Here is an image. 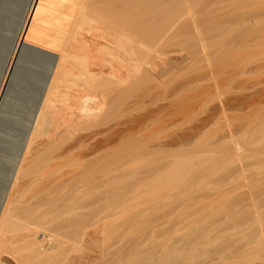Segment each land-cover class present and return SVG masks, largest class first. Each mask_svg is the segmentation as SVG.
I'll use <instances>...</instances> for the list:
<instances>
[{
    "label": "bare ground",
    "instance_id": "obj_1",
    "mask_svg": "<svg viewBox=\"0 0 264 264\" xmlns=\"http://www.w3.org/2000/svg\"><path fill=\"white\" fill-rule=\"evenodd\" d=\"M203 1L204 0H0V264H84L85 261L86 263L89 262V264L90 263L99 264L98 261L99 259H101L99 257H101L100 255H102L103 253L101 254L100 252H95L96 251L95 249H97L96 245L99 242V238H97L96 236L97 231L98 229H100V227L102 228V226H105V223L103 225L102 218L105 219L104 217L106 214H111L113 216L112 213L114 212V214L118 215V212L116 211H118L121 208V204L124 206L126 205V207L124 206L123 207L125 208V210H127V204L130 200L127 194L130 192H129V189L125 192V189L127 188L126 186H128L129 188V183L126 182L128 184L125 186V181L126 180L128 181L129 179L131 180L132 177L135 180L136 179L140 180V178L141 180L142 179L145 180L146 178V180H149V181L151 178L152 180L155 179L153 182L155 181L158 182L159 189H163L164 186L162 187L161 185L164 184L162 181H165L167 179L166 177H168L169 180L171 178L170 181H173L172 178L174 179L177 176V172L175 170H177V168L179 167V164L178 162H176L177 165H175L174 163L173 164L171 163L172 166L170 165V167H167V168L172 173L170 171H167L168 170L167 168L165 171L169 172L170 175L172 174L173 175L170 176L167 173L168 176L165 177L164 175L165 180H163L164 179V177H162L163 175L159 174V172H158L159 175L157 174L158 170L161 171L160 169L161 163H158L161 161L157 159L158 157L156 158L158 162L156 163L155 161L157 165L154 163L153 166L156 165L159 167V169L158 167L156 168L152 166L149 171L150 173H147L148 172L147 170H149L147 169L146 174H143L144 176L147 175V177L145 178L139 177L138 179L137 178L138 176L136 177L137 172L135 168L132 169V171L135 170L134 172L129 173L130 175L128 174L129 172L128 166H130L128 163H131V162H128L130 160V157L128 156H127L128 165L124 161L126 160L125 157L127 155L124 153L125 151L123 152L121 151L122 153L118 152V155L121 154L120 155L121 157L125 156L124 157L125 159L123 160L120 158L121 163H119L120 161L119 158H116V161L114 162L115 164L113 163L112 165H111V162L115 158H112L113 160H111V162L109 163L110 165L108 164L109 161L107 160V158L108 159L110 158L109 156L111 157L113 156V155H109L111 154V152H109V154L108 153L103 154V152L99 155L97 154L98 157L102 156V158H99V160L98 158H96L97 155H95L94 157L95 160L93 158L92 164L90 163L92 159H90L89 163L87 164L84 163V161L86 162V160L85 159L83 160L82 155L85 156V154L81 155L80 153V155L82 156L81 161H83L84 163V166L82 165V167L85 168L86 165L91 164L90 166L88 165L89 170L91 166L92 168L93 167L96 168L95 167L97 166L96 160L100 162L101 161L100 159H103V156L105 154L106 155L108 154L107 155L108 157L105 155V157L107 158H104V159L107 161L105 164L109 165L111 169H109L110 167L108 166L106 168V165H105V173H103L104 171H101L103 169H100L99 172L104 174L108 178L110 176L112 177H110L107 180V178L104 177L103 175L102 176L103 180L100 178L99 180L104 182L106 178L107 182L105 181V185L107 183V187L109 186L108 181L109 182L112 181L110 183V188L109 187L107 188V189H110L111 191L110 194H109V190L107 189L106 190L104 189V192L105 191L106 192L105 193L102 192V193L105 194V195L103 194L104 196H106L107 193L110 195V198L108 199L110 204L111 203L113 204L114 202L115 203L113 204L114 206L112 205L113 208L109 207L112 209V212L106 213V214L104 213L105 215H102L103 213H101L102 218H101V215L99 216L97 215L98 218H95V215L98 213V212L96 213V211H98L96 209L100 206V204L98 206L97 203L99 202L97 201L96 203L95 201L98 199H95L96 197H94L95 199L94 200L92 198L93 197L92 194L94 193V191L97 192L99 190L98 189L99 187L96 185L97 189H94L95 186H92L93 184L91 185V182L89 181L90 182L89 184L93 188L91 189L90 186L88 185L87 186L89 187V190L87 187L85 188L86 190L92 191L93 193L87 192L86 194L85 192L86 190L84 192L82 190L83 192L82 197L84 198V196H88L89 193L90 194L92 193L91 200H94L95 201L94 204L95 205L97 204L98 206L96 208V206L93 205L95 207L94 209L95 215H93V213L92 215L94 216L95 220H93V217L91 218L88 215L89 213L86 212V215L89 216L90 219H92L93 221L89 220L90 222L89 221L86 222L87 224L86 223L81 224L80 228L78 227L79 226L78 225L77 228H79L80 230L76 228L77 231L78 230L79 231L78 233H75V234H73L74 232L72 229L74 228V225L71 224L73 227L72 228L70 227V230L68 231L64 227L66 230L64 231L63 227H61L62 226L61 224H59V226H56L55 225L56 223L54 224L51 221L52 217L49 216L48 211L45 210L47 205H50L49 202L51 203V199L54 198V195L56 196L58 195L57 197H55L56 199L58 198L57 201H59V198L64 200V196L62 193L63 190H61V192H59L60 190L58 192L57 191L55 192L53 189V194L52 193L45 194L44 191L46 190H44L43 191L44 195H41V194L39 195L42 197V199L41 197L39 198L38 204L42 200L46 201L47 197H52L50 199L48 198L49 201L45 202L46 206L42 205V202H41V205L44 208L40 206V204L38 205L36 201L33 202L30 199L33 202L32 204L35 205L34 206L29 201L25 202L22 199V196L24 198V194H25L24 192L26 189L25 188L26 185L30 183L34 172L40 168V165L42 166L45 165V167H50V168L51 166H53L52 168L56 167L55 170L57 172V168L60 167L59 165H61V163L63 162V158L64 160L66 159L68 160L70 159V157H72L73 153L75 154V152L73 153L70 152L72 151L70 149L72 147L77 148L78 145L79 147L80 145L85 146L86 144L85 142L88 141V139L92 140V137L96 135L95 133H97V131L99 133V129H97L99 128V126L107 125L104 129L100 127L101 129H103V130L100 129V133L101 132L104 133L106 140H108V138L110 139L118 138L119 140L120 138V141L125 138L127 139L129 138V141L130 139L133 140L135 137V134L136 136L138 133L140 135L143 134L141 132H145V129H147V127H148L149 133L150 131H152L153 133V132H156V130L159 131L161 129L160 128L161 123H159V125L157 123L154 124L156 130L152 124H151L152 125L151 128H153L154 130H152L151 128L149 129V125H150L149 122L154 123L151 121L154 118H157L158 116H160L161 107L159 108V110L156 108L158 111L154 110L156 112L154 114L151 113L150 112L151 110H150L149 112L151 113V115L149 116L146 114L147 115L146 116L143 110L145 109L146 97L147 95L149 96L148 93L152 94L154 92L156 94L157 91L155 92L153 90H155L157 87L161 86L158 88V90L160 91L162 88L164 89V87L167 86L166 76L169 74L168 72L172 70L174 71V69H179L178 67L180 65L185 66L184 64H182L185 61V58H181L182 55H180V57L178 56L179 58L178 57L173 58L172 56L173 61H171L172 60L171 57H169L171 60H167L166 58H165L166 61L164 60V57H166L167 56L166 54H168L167 52L168 47L166 46L169 45V48H170V46L173 44L177 45L178 43L180 45V43L181 44L182 42L186 43L189 40L188 44L191 43V45H193L194 48L198 46L197 48H199L200 51L197 49L196 50L199 51L200 54L197 52L196 53L197 55L203 54V56H200V57H202L204 61L201 60L199 55L198 57L196 56L195 57L200 59L201 62H204V63L206 62V64L209 63L208 61H205L206 57L208 58L209 56L208 54H206V52H208V46L206 49V47L204 46H206L207 44L203 43L204 46L201 45L202 40L203 39L206 40L205 38L207 37V35H205L204 33H201L199 34L200 36L202 34L205 35L204 38H201L200 36H198V34L197 36L193 34V36L195 35V37L190 36L192 37L190 38L188 36L189 39L186 42H185V38L183 37V35L188 32L186 29L188 28V30H190L189 28L190 26H192V25L189 26L188 23L186 24V22L190 21V20L187 21V19H190V18L189 17L184 18V15H186V13H189V12L193 13V10H196L195 13L197 14L198 13L197 11H199L198 9H200L199 6L201 7V4H204L203 8L205 9V7L207 6H206V3H204L205 1L204 2ZM225 1L227 0H221L217 2H219V4H221V2L223 4L224 2V5H225ZM230 1L231 2L227 1L228 4H226V8L227 6L231 5L230 3H232V0ZM246 1L248 0H245V3ZM250 1L251 0H249L248 3H246V5L247 4L253 5V6L257 5L256 0L251 2L253 4L249 3ZM257 1L258 3L260 1L261 3L262 0H257ZM255 2L256 4L254 5ZM210 3L211 1L209 0L208 4ZM212 4L210 6H213ZM216 4L218 5V3ZM218 7H220V5ZM232 8L233 7L228 8V10ZM234 8L236 9V6ZM248 8H251V7L249 6ZM219 9L220 8H218L217 10ZM200 11H199V14L202 16L203 14L202 8L200 9ZM226 11L224 12L226 13ZM206 13L204 12V14ZM225 13H224V16H225ZM195 15H193L195 18H192L194 20L198 19L196 18L197 15L196 16ZM208 17H209V14H208ZM205 18L207 17L205 16L204 19L202 18L203 22L205 21ZM212 18H214V16ZM225 20H227V18ZM222 21H221V25L224 22ZM195 22L196 21H194L193 24ZM211 22L216 23L217 21L212 20ZM211 22H209L210 25H211ZM225 22H229V20ZM237 22H238V19H237ZM190 23L191 21L189 22V24ZM219 25L217 24L216 26L215 24L214 28L218 29ZM234 25L236 26V24ZM213 26H211V28H213ZM211 28L208 27L209 31L207 30L208 33L206 32L205 33L209 34L208 35L209 37L211 34H212V37H215L213 33L216 31V29H214V32H213L211 31L212 30ZM226 30L227 31L229 30L228 32L231 31L232 33V31L235 29L234 28H232V30L228 28L225 29V26H224L225 36L226 34H229ZM236 31L240 32L239 28L238 30L236 29L234 31V34L232 33L234 37H235V34L236 35L238 34V32ZM222 32L223 31L221 30V33ZM239 35H237V37ZM225 36L223 35V37ZM228 36L230 37L231 35L229 34ZM182 37L184 38V41H180L182 40ZM199 37L201 39H196ZM237 37L233 38V40L237 39ZM177 38H180V40ZM173 40L174 42H172ZM199 40H201L200 42L201 46H199V43H198ZM207 40H210V39H207ZM190 41L192 42L194 41V43L197 41L198 44L195 43L194 45ZM190 47L188 48L192 49V46ZM162 49L163 51H166V52L163 53ZM171 50H173V48ZM171 50H168L170 51L169 53L170 56L172 53H174V50L172 53H171ZM201 51H203V53H201ZM175 52H177V50H175ZM190 52L191 51H189L188 53ZM192 53H194V51ZM159 54L161 55L163 54L161 56V59H163L164 62L168 61L169 63L167 64L163 63V60L159 58L160 57ZM189 57H190V60L189 59L188 60L192 62L191 60L193 58L191 59V56ZM157 59L158 60L160 59L162 62L161 61L157 62ZM195 59L193 60L197 62L198 59L197 60ZM188 60L186 62H189ZM206 60L210 61V59H206ZM187 65L188 64H186L185 69H187V67L188 69L191 68L190 65L192 64L189 63V65L188 66ZM189 76L190 75H188L186 79L190 78ZM164 79L165 81L163 82ZM189 81L190 79L186 81V84ZM165 82L166 84H164ZM192 83L193 82H191V84ZM191 84H189V86ZM162 85H165V86H162ZM148 86L150 87L151 91L148 90L149 89L147 88ZM187 86L186 87L184 86V87L186 89L191 88V86L188 88ZM163 89L161 91H163ZM147 90L150 92H146ZM175 90H178V89H173V91ZM173 91L171 90V93ZM151 94H150V97H151ZM217 94L216 93L214 94V97L217 99V102H218L217 109L220 112L219 114H225V106L222 100L223 98L220 97L221 96L220 94L218 95ZM122 113L124 115L127 114L126 117L128 116L127 121L125 120L124 122V126L120 125L119 127H116L115 125L116 123L111 125L110 124L111 120H114L112 121V123L115 122L116 120L114 118L117 115L118 116L116 117V119H118L119 116L122 117L120 115ZM165 118H166V115H165ZM161 121L162 123H166L164 124L166 126L167 125L173 126V124L175 125V122L173 123V120L166 121V119H163V117L160 118V122ZM147 123H148V126H147ZM171 126L169 128H171ZM229 127H227L228 130H227V135L224 138V142H228L229 145H230V142L232 144L234 143V145L232 144L231 145L235 146V148L231 149L230 147V149L232 150L231 151L232 153L230 152L229 153L230 155L233 154L230 160L233 161L235 164L237 163L239 168L243 170L244 164H243L240 154H238V152L240 151L238 150L239 149L238 145L240 144L237 145V142L235 140L236 139L235 133L232 127L231 128ZM93 130H95L94 135L92 134ZM172 130L173 129H171V132ZM187 131L190 132L191 129L190 131L189 129ZM148 132L146 131V136L148 135L147 134ZM185 133L187 134L186 131ZM185 133L183 136L186 135ZM132 135H134L133 138H132ZM149 135H148L149 137H147V140L150 137L152 138L153 137L152 135L154 134H149ZM173 135H174V132H173ZM190 135L192 134L190 133ZM190 135H186L185 137H183L185 140L182 143L183 145H181L183 146L181 149H183L185 146L188 147L189 145H191L190 140H189L191 139ZM174 136H170L171 140L170 138H167L168 142L166 141L167 139L165 141L164 140L162 141L159 138H156V140H158V141L155 140L156 143L159 141H161L162 143L166 142L165 145L161 144V142L157 144L155 142L154 143L152 142V143H148L149 145L148 144L146 145L147 141L145 142V145L147 147L149 146V149L147 148L148 150H151V149L154 150L153 152L149 151L153 154L155 152V149H156V152L159 149V153L162 150L163 151L167 150V152L168 150L178 151L176 146L179 147V144L177 143L179 140L176 141L175 139H178V138H174ZM138 137L140 138L141 136H138ZM151 138L149 142L152 141ZM127 139L125 141H128ZM125 141L123 140L121 142H123L124 144ZM100 142H102V140ZM161 147H164V148L167 147V148L166 149L162 148V150H160ZM175 147L176 149H174ZM61 148H64V149L62 150ZM67 149H69L70 151ZM56 150L58 151L62 150L60 151L61 153L59 154H57L58 153L57 151L56 154L59 156L55 154ZM64 150H67V151L64 152ZM68 151L71 153V154L69 153L70 156L65 155L67 156L65 157L64 155H62V152H64L65 154L66 153L68 154ZM159 153L157 152L158 156H159ZM175 153L177 154V152H174V155ZM128 154H131L130 151ZM134 154L137 155V153H133V155ZM167 154L166 156L169 155V158H170V154L168 155ZM60 155L63 157H61ZM155 156L157 155H154V160H155ZM73 157L74 159L76 158L75 159L76 162H78L81 159V158L80 159L77 158L75 155ZM114 157H117V155H114ZM142 157L143 155H140V158ZM173 157L174 158H172V153H171L172 159L170 158L169 160V158L167 157V159L169 160V162H167V165L172 161L174 162L176 155ZM53 159L54 161L52 162ZM72 159L73 158H71L68 161H74ZM59 160H61V162H59ZM49 162H52L53 164L49 166L50 164ZM120 164L123 167L122 166L118 167V165L120 166ZM125 164L127 168L125 167ZM186 164L187 163H184L185 165V166L183 165L184 168L186 169L190 168V165L187 164L188 165L187 166ZM75 165H77V168ZM73 166H75L74 169H78V170H72V171H74L75 173L77 172L78 174L81 173L80 172L81 165L79 166V162L74 163ZM103 166L104 165H102V167ZM115 166L117 168L114 169L113 167ZM174 166H176V168H174ZM84 168H83V171L85 170ZM92 168L91 170H93ZM98 168H100L99 165H98ZM72 171L71 173L73 174V176H70L71 174L69 173L70 175H68L67 173V175L69 176L67 177L64 173L60 172L61 174L59 175L57 174L58 177H56L53 175L55 171L53 172L51 170L52 175L54 177L52 175H48V177L51 176L50 179H48V183L51 185H57L59 189V185H62V186L68 185L70 182H72L76 178H77V181H79L81 178L80 174L78 176V174H75ZM106 171L108 172L109 176L106 175L107 173ZM114 171L117 172L118 174L115 173ZM49 172H50V169H49ZM86 172H88V170ZM86 172L81 173L82 175L81 179H84L85 178L84 175L88 174ZM113 172L115 175L113 174ZM89 174H90V171H89ZM93 174L94 172L92 173V176ZM132 174L135 176H132ZM156 174L158 176H156ZM163 174H165V172H163ZM100 175H97V177H99ZM64 176L67 177V179H65ZM74 176L75 177L78 176V177L74 178ZM86 176L88 177V175ZM68 178H70L71 180ZM88 178H90V176ZM159 178L162 180V181L160 180V183H159ZM77 181H75L76 184L78 183ZM83 181L85 180H81L80 181L81 184L78 183L79 186L83 184L82 183ZM114 181H116L117 183L116 182L113 183ZM122 182H123V187L124 188L126 187L125 189L123 188L124 190H121ZM157 182H155V184ZM96 183H94V185ZM72 184L75 185L74 181ZM117 184H119V188L114 186L115 190L116 191L118 190L117 193L115 192L117 195L116 194L114 195L118 197L119 199H117L112 193L114 192V188H113V191L111 189L112 188L111 185H117ZM84 185L86 184H83L82 186ZM62 186H61V189L63 188ZM245 186H248V185L245 184ZM54 187L56 189V186ZM103 187L106 188L104 186V183H103ZM27 188H28V185H27ZM46 188L48 187L46 186ZM64 188L66 189L65 186ZM78 188H76V190H79ZM65 189L63 192L66 191ZM48 190L51 191V189H48ZM74 191H75V187H74ZM120 191L122 192V194ZM69 192H72V191H69ZM76 192L77 191H75V193ZM118 193L121 194V196H119ZM262 193L263 194H261L255 200L253 199L254 197L252 196V194L249 192V194L251 195L250 198L253 200V202L251 200L252 203L250 204L255 213V227H256V234H257L258 249L256 250V253L254 254V256H252V258H249L246 261V264H264V192ZM45 195L47 196L45 197L46 200L43 197ZM112 195L116 198L117 201L114 200L115 198L112 197ZM96 196H99V195L96 194ZM104 196L102 197L99 196L98 198L99 199L104 198V202L106 203L105 198H108V197H104ZM82 197L81 195L78 197L79 198L78 201H80V203H82L81 201ZM88 197H90V195ZM111 198L114 200V202L113 200L110 202ZM89 199H88L89 202L87 203H90ZM100 200L103 201V199H100ZM22 201H24L25 204ZM104 202H101V204ZM54 203L58 204L57 202H52V204ZM56 204L52 206H55ZM84 204L82 205L84 206ZM90 204H93V203H90ZM27 205L28 207L24 209V207H26ZM37 205L39 206V209L42 208V210L39 211L38 207H36ZM50 206H48L47 208L51 210ZM61 206L62 205L58 207H61ZM108 206L109 205H107V207ZM94 207H92L91 210H93ZM103 207H106V204L102 206V209L100 208L101 211L105 210ZM21 208L24 209L26 213L24 211H23L24 213L19 212V211H22ZM128 208H129V205H128ZM27 209H29L31 212L28 213L29 210ZM123 209L121 208L120 210H123ZM120 210H119V213L121 212ZM41 211L43 212L41 213ZM32 212H33V216L31 217ZM124 213H125L124 217H126L127 212L124 211ZM124 213L121 212L120 215L122 216V214ZM20 214L22 215V218H19L21 217ZM23 214L24 216L25 214L26 215L28 214L27 216H29V219H24ZM79 214L80 213H78V215ZM83 215H85V212ZM111 215H107V217L108 216L112 217ZM121 216H118L119 221L121 219L120 218ZM77 217L81 218L80 215ZM18 218H19V222H18ZM79 218H77V221L75 222H78V220H80ZM114 219H117V218H113V220ZM52 220L54 221V219ZM106 220H104V222ZM110 222H112V219L110 220ZM66 225H69V223H67ZM106 226H109V224H107ZM116 229H118L119 232H122L119 234L120 236L116 235V236H119V238L121 237L120 239H123V236L128 234L126 229L125 231H122L124 229H121V231L119 228H116ZM106 230H103V231L105 232ZM124 232H126L127 234L126 233L124 234ZM93 233L94 234L96 233L95 234L96 237L94 236L95 238L91 236ZM121 234H124V235L121 236ZM101 235L102 237L106 236L103 234ZM110 237H112V235ZM106 239L107 241H109L107 236H106ZM126 241H127V238H126ZM111 242H113V240ZM111 242L110 244H112ZM125 244L127 243L125 242ZM125 244L123 245L120 244V245L124 246ZM103 245H104L102 246L103 248L105 249L108 248V247H105L106 244H103ZM109 247L113 248L112 245H109ZM118 248H116V251L119 252V250H117ZM109 249L108 250L106 249V251L108 252L111 250ZM113 251L115 250H112L111 252L112 254L115 253ZM122 252L125 253L124 250ZM122 252H119V253H122ZM96 253L99 256H97ZM118 254L116 257H118ZM103 256L106 258V256H109V255L106 254ZM116 257L111 258V259L116 260L115 259ZM121 257H122V254H121ZM105 258H104V261L106 260ZM122 260L123 258H121V263H122ZM108 261L112 262L110 259ZM106 262H104L103 264H105ZM100 263L102 264V262ZM121 263L118 262V264H121ZM107 264H110V263L107 262ZM123 264H124V260H123Z\"/></svg>",
    "mask_w": 264,
    "mask_h": 264
},
{
    "label": "rangeland",
    "instance_id": "obj_2",
    "mask_svg": "<svg viewBox=\"0 0 264 264\" xmlns=\"http://www.w3.org/2000/svg\"><path fill=\"white\" fill-rule=\"evenodd\" d=\"M204 1L203 2L206 3V6L209 8L205 7V9H204L203 8L204 4H201V7L199 6V8L200 9L202 8L203 14H204V12L205 13L207 12L206 14H204L207 17V18H205V21H204L206 24L202 20V18L204 19L205 16L203 14H202V16L199 14L200 9L196 8L199 10V11H197L198 12L197 14L195 13L196 10H193V13H191V12L186 13V15H184V18L189 17L190 19H187V21H189V20L191 21L190 24H189L190 21L186 22V24L188 23L189 26L190 25H192V26H190V28H189L190 30H188V28L186 29L188 32L185 33L183 35V37L185 38V42H186L190 36L195 37V35L197 36V34H198V36H200L199 34H201V33H204L205 35H207V37L205 38L206 40L203 39L204 41L202 40L201 45L204 46V44H207L206 46H204V47H206V49L208 46V52H206L207 51L206 49H205L206 50L205 52H206V54L209 55L208 58L206 57V59H210V61L206 60V59H205V61H208L210 64L209 63L206 64V62L205 63L201 62L200 59L196 58L200 54V52H199L200 49L197 48L198 46H196V48H194V46L191 45V43L188 44L189 40H188V42H186L188 45L184 42H182V44L180 43V45L177 42H176L177 45H174V44H173L174 46L171 45L170 48L171 47L173 48L174 53H172L173 52V50H171L172 48L170 49L169 45H167L166 47H168V49H167L168 54L170 53V51H168V50H171L172 54H171V56H170V54L168 56V54L165 53L167 56L164 57V60L166 58L167 60L172 59L171 61H173V58H177L178 56L180 57V55H182L181 58H185V61L182 64H184L185 66L180 65L178 67L179 69H174V71L172 70V71L168 72L169 74L167 73L168 74L167 76L165 75L167 78V80H166L167 86L162 85L165 87H164V89L162 88L163 91H161L162 89L160 90L161 93L158 90V88L161 86H159L155 90H153L155 92L157 91L156 94L153 91H152L153 92L152 94L148 93L149 96L147 95V97H146L145 109H143L144 114L145 115L147 114L150 116L151 113H153V114L156 113L155 111L157 109L159 110V108L161 107L160 108V111H161L160 116H162L163 119H166V121L167 120H173V123L175 122V125L174 124H173V126L170 125L171 128H169L170 126L164 125L166 123H162V121L160 122V118H162V117L158 116L159 118L157 117V118L153 119V120L156 119L155 121H157V122H155L153 120L151 122H154V123H150L149 121L148 122L150 124L149 129L151 128L152 125L155 128L154 124L157 123L159 125V123H161V125H160L161 129L160 130L158 129L159 131H157L155 128L156 132L152 133V131H150V133H149L148 127H147V129H145V132H141L143 134L140 135L138 133L137 136L135 134V137H134V135H132V138L134 137L133 140L130 139V141H129V138L128 139L125 138V139L121 140V141H123V140L125 141L127 139L129 141V142L125 141L127 144L125 142L123 144V142L120 141V138L118 140V138H111L110 139L107 137L108 140H106L104 133H102V132L100 133V129L101 128L104 129L107 126V125L106 126L103 125L104 127L99 126V128H97V129H99V133H98V131H97V133H95V130H93L92 134L94 135V133H95L96 135L93 136L91 134L93 136L92 140L88 139V141L85 142L87 145L84 143L85 146L80 145V147H79V145H78L77 148L72 147L70 149L72 151L67 149L72 153L75 152V154L74 153L73 154L76 157L79 155L80 157L79 156L77 157L79 159L83 156V160L84 159L86 160V162L84 161V163H86V164L90 162V159H92L90 162L92 164V161H93V158L95 157V155H97V154L99 155L102 152H103V154L104 153L109 154V152H111V154H109V155H113V156L112 157L109 156L110 157L109 159L107 158L108 154L107 155L105 154L107 157H105V155L103 156V159L107 158V160L109 161L108 164L111 162V160H113L112 158H115L111 162V165L116 161V158H119V160H120V158L123 160L126 158V160H124V161L127 164V161H128L127 156H128V157H130V160L128 162H131L128 164L130 166L132 165L131 167L128 166V168H129L128 174L134 172L135 170L132 171V169L135 168L136 172H137V174L136 173L135 174H136V177L138 176L137 177L138 179H139V177H144V178L147 177V175L144 176L143 174H146L147 171H148L147 173H150L149 172L150 168L154 165L155 161H156V163L158 162L157 159H159V161H161V162H158V163H161L160 164L161 166L159 165L161 167L160 168L161 171L158 170L157 174L159 172V174L163 175V176L161 175L162 177H164V175H165V177L168 176L169 172L165 171L167 167H170V165L172 166L173 163L175 165H177L176 162H178L179 167L177 168V170L174 169L177 172V176L174 179L172 178L173 181H170L171 180L170 176H172L173 174L172 175L169 174L170 180L168 179V177H166L169 181L167 179H166L167 180L166 181L165 177H164V179L162 178L166 182L162 181L159 178V183H160V180L164 183V184H162V182H161V184H162L161 186L162 187L164 186L163 189H159L158 182L155 181V182H157L156 184H155V182H153L155 179L152 180L150 178V181L146 180V178H145V180L142 179L143 181L141 180V178H140V180H137V179L135 180L132 177V176H135V175H133L134 174L133 173L131 176L132 178L130 177L131 180L129 179L130 182H129V180L125 181V186L129 183V188H128V186H126L127 188L125 187L126 188L125 189L123 187V182L121 183L122 184L121 190L125 189V192H126L129 189V192H130L127 194L128 197L130 198V200L127 204V210H125V208H124V207H126V205L124 206L122 204H121V208L122 209L124 208V209L120 210L121 208L120 209L118 208L123 213H124V211L127 212L126 217H124L125 213L122 214V216H121L120 215L121 212L119 213V210L116 211V212H118V215L114 214V212L112 213L113 216L111 214H106V213L112 212V209L109 207H112V205L115 203L114 200H116V198L119 199L118 197H116L114 195L118 191V190L117 191L115 190L114 186L119 188V184L111 185L112 191L114 188V192H112V193L116 198L112 195V197H114L115 199L113 200L111 198L110 202L113 200L114 203L110 204L108 199L110 198L109 194L111 191H110V189H107V188L108 187L110 188V183L112 181L111 182L108 181V183H109L108 187H107V183L105 185V181H106V178L108 180L112 176H110L108 178L107 176H105L104 174L99 172L100 169H103L101 171H104L103 173H105V165H106L105 163L107 162L105 159L104 160L100 159L101 160L100 162H98L96 160V162H97V164L95 163L97 165V166H95L96 168H94V167L92 168V166H91V168L93 170H91V168L89 170L88 165L90 166L91 164H88V165L85 164L87 167L86 166H85V168L82 167V165L84 166L83 161H81L82 158L80 160L78 159L79 161L78 160L77 161L79 162V166L81 165L80 168L82 169V170L80 169V172L85 173L88 170V172H86L88 174L84 175L86 179L85 178L81 179L82 175H81V173H79L81 176V178L79 177L80 178L79 181H77V178H76L79 176V174L77 172L75 173L74 171H72V170H78V169H74L75 166L77 168V165L73 166L74 163H78L75 161L76 158L74 159L73 154H72V157H70V159L73 158L72 160H74V161H68L70 159L64 160V158H63V162L61 163L62 166L57 163L60 166V167H58L59 169L57 168V172L55 170L56 167L52 168L53 166H51V168H50V167H45V165L44 166L40 165V168L39 169L37 168L38 170L34 172L30 183L27 184L28 188H27V185L25 187L27 190L25 189L24 198L22 196V199L25 202L29 201L31 204L34 201H36V203L38 204L39 198L41 197V196H39L40 194L41 195H44V193L45 194L46 193H48V194L52 193L53 194V189L55 192L56 191L58 192L59 190H60L59 192H61V190L64 191V189H65L64 186L66 187V189H65L66 191L65 192L62 191L63 196H64V200L59 198V201H57L58 198L56 199L55 197H57L58 195L57 196L54 195L55 199L52 197H47L46 195L43 196L45 200H46L45 197H47L46 201H44V200L41 201L42 197L40 199V201L42 202V205H45V202L49 201L50 198H52L51 203L49 202L50 205L52 204V202H57L58 204L60 203L59 205L54 203V204H56L55 206H52L54 204H52L51 206L47 205V207L48 206L51 207V210L47 207H46L47 209L45 208V210H47L48 215L51 216L52 219H54V221H53L50 217L51 221L54 224L56 223L55 224L56 226H59V224H61L62 225L61 227H63L64 231L70 230V227L72 228L73 227L72 225H74V228H72L73 232H74L73 234L78 233V231L80 230L79 228L81 227V224H84V223L88 222L89 220H91V221L95 220V218H98V216L101 215V213H103L102 215L106 214L105 217L103 216L105 219L102 218V215H101V218L103 220V225L105 223V226L107 224H109V226H106L107 228L105 226H102V228L100 227V229H98L97 235H96L97 238H99L97 248L100 247L102 250H105V251H106V249L108 250L111 247V246L109 247V245H112V247L114 248V249L110 248L111 250L109 249L110 251H108V252L106 251L107 252L106 254H109V252H112V250L116 251V248H118V247L120 248V249L119 248L117 249L119 251L125 249V248H123L122 245L125 244V242L127 244H131V239H133V238L141 239L142 240L141 242L143 244H150V243L158 244L162 250L164 249L163 250L164 251L163 252L164 264H246V261L249 258H252V256H254V254L256 253V250L258 249L257 234H256V227H255V213H254L253 208L251 207V204H250L253 202V200L250 198L251 195L249 194V192L252 194V196L254 197V198L253 197L252 198L255 200L261 194H263L262 192H264V0H262L263 2L261 1V3H260V1L258 3V1L256 0L257 5H255L256 4V2H255L254 3L255 6L247 4L251 8H248L249 6L246 5V3H248L249 0L246 1V3H245V0H238V1L232 0V3H230L232 6L229 5L230 7L227 6V8H226V4H228V2H231L230 0H227L228 2L225 1V5H224V2H223V4L221 2L222 5L219 4V2H217V1H221V0H217V1L210 0L211 1L210 4H208L209 0H204ZM252 1H255V0H251L249 3H251ZM213 2H215V3H213ZM216 3H218V5ZM233 3L234 4L236 3V4L234 5ZM211 4L213 6H210ZM251 4H253V3H251ZM219 5H220V7H218ZM235 6H236V9L234 8ZM239 6H240V8H239ZM215 7H216V9H215ZM231 7L234 8V9L233 8L230 9L234 13H232L230 10H228V8H231ZM210 8L211 9L214 8V9L211 10ZM218 8H220V9L217 10ZM204 10H206V11H204ZM224 11H226V13ZM200 13H201V11H200ZM224 13H225V16H224ZM208 14H209V17H208ZM193 15H195L196 18H198L199 20L198 19H195V20L192 19V18H195ZM220 15L221 16L223 15V16L221 17ZM228 15H229V17H228ZM213 16H214V18H212ZM226 18H227V20H225ZM191 19L196 21V22L193 24L194 21H192ZM237 19H238V22H237ZM210 20L211 21L216 20L217 22L214 23V22H211ZM222 20L224 22L229 20V22L224 23ZM235 20H236V22H235ZM207 21L211 22V25ZM221 21L223 22L222 25L225 24L224 25L225 29L228 28V29L232 30V28H234L235 30L236 29L238 30V28H239L241 33L238 31H236V32H238L237 35H239V33H240V35L237 37V35L235 34V37H234V35H232V33L234 34L235 30H233L232 33H231V31L228 32L229 30L228 31L226 30L231 36L229 37L228 36L229 34H226V36H225L224 26L221 25ZM233 22H235V23H233ZM208 24H209V26H208ZM213 24H214V26H213ZM215 24H216V26H217V24L218 25L220 24L221 27L219 25L218 29L220 28L224 33L223 32L221 33L220 29L218 30L217 28H214ZM234 24H236V26ZM196 26L198 27V29ZM207 26L209 28H211V26H213V28H211L212 30L210 29L213 32H214V29H216V31L213 33L215 35V37H212V34H211L212 32L210 33L211 38L208 36L209 34H206V33H208L207 30L209 31ZM192 28H193V30H192ZM215 33H217V34H215ZM193 34H195V35L193 36ZM204 34H202L203 36L201 35L200 37L204 38L205 37ZM223 35L225 37H223ZM216 36H217V38H216ZM183 37H182V40H180V38H177V39H179L180 41H184ZM192 37H190V38H192ZM200 37L196 38V39H201ZM236 37H237V39L233 40V38H236ZM194 39H192V40H194ZM207 39H210V40H207ZM205 41L206 42L208 41V42L206 43ZM172 42H174V40ZM190 42H192V41H190ZM200 42H201V40H199V42H198L199 46H201ZM192 43L195 45V43H197V41L195 43L193 41ZM189 45L192 46V49L193 48L195 49V50L193 49L194 53H192L193 51H192V49H190L191 47ZM188 47H190V48H188ZM200 48H202V47H200ZM196 49L199 51H197ZM175 50H177V52H175ZM162 51H163V49H162ZM189 51H191V52L188 53ZM164 52H166V51H163V53ZM196 52L199 54L197 55ZM201 53H203V51H201ZM165 54H164V56H165ZM159 55H160V57L159 56L158 57L161 59V56L163 54L162 55L159 54ZM172 56H173V58H172ZM189 56H191V59L196 58L195 60L198 59L199 61L197 60V62H196L192 59L191 61L192 62L194 61L192 63L189 61L190 60ZM200 56H203V54L199 55V57ZM169 57H171V59ZM200 58H201V60H203L202 57H200ZM160 59L159 60L157 59V62L163 60V59H161V60ZM164 60H163V63H165V64L169 63L168 61L164 62ZM187 60L189 62H186ZM198 62H200V63H198ZM189 63L192 64V65H190L191 68L188 69V67H187V69H185L186 64L189 65ZM182 67H184V68H182ZM188 75H190L189 76L190 78L186 79V77H188ZM189 79L191 82H193L192 84L190 81H189L190 83L187 82V84L188 83L191 84L190 85L191 88H188L190 86H189V84H188V86L186 84V81ZM164 81H165V79L163 80V82ZM166 82L164 84H166ZM183 85L185 87L187 86L188 89H186ZM166 87H168V88H166ZM147 88H149L148 90L151 91L149 86ZM172 88L178 89V90L173 91ZM165 89H166V91H165ZM148 90L146 92H150ZM171 90L173 91L172 93H171ZM158 92L160 95L158 94ZM168 93H169V95H168ZM215 93L220 94L221 95L220 97L223 98L222 100H223V103L225 106V114H219L220 112L217 109L218 102H217V99L214 97ZM150 94H151V97H150ZM152 110H153V112H152ZM217 110H218V112H217ZM164 111L166 112V114ZM169 114H171V115H169ZM120 115L122 117L119 116V118L116 119V117L118 116L117 115L114 118L116 121L112 123V121H114V120H111L110 124L112 125V124L116 123L115 124L116 127H119L120 125L124 126V122H125V120L127 121L128 116L126 117L127 114L124 115L123 113ZM123 115H124V117H123ZM165 115H166V118H165ZM147 126H148V123H147ZM188 126L189 127L191 126V127L189 128ZM227 127H229V128L232 127V129L235 133V136H236L235 140L237 142V145L240 144V145H238L239 146L238 150H240L238 152V154H240L241 159H242L243 164H244L243 170H241L239 168L237 163L235 164L233 161L230 160L232 158V155H233V154L230 155V153H232L231 149H234L235 146H232V145H234V143L232 144L230 142V145H229L228 142H224V138L227 135V130H228ZM103 129H101V130H103ZM151 129L154 130L153 128H151ZM171 129H173L172 132H171ZM188 129H189V131L191 129V131H193V132H191V131L188 132L187 131ZM146 131L148 132L147 133L148 135L154 134V135H152L153 136L152 138L150 137L152 140L150 142H149L150 138H148V140H147V137H149L150 135L146 136ZM185 131L187 132V134L185 133ZM173 132H174V135H176L177 137L173 135ZM144 133H145V135H144ZM170 133H172V134H170ZM184 133L186 135H190V133L192 134V135H190L191 139H189L191 145L187 144V145H189L188 147L184 145L187 148L184 147L183 149H181L183 147L181 145H183L182 143L185 140L183 137L186 136V135L183 136ZM138 136H141V137L139 138ZM170 136H174V138H178L175 140L176 141L179 140L177 142L179 144V147L176 146L178 151L168 150V152H167V150L166 151L162 150V148H164V147L160 148V150H162L164 154L165 153L170 154V158H171V153H172V158H174L173 156L176 155V157H175L176 160L174 159V162L172 161L167 165V162H169V160H170L168 154H167L168 156H166V154L164 155L162 153V151H160V153H161L160 154L159 149H158L157 152L159 153V156H160L159 157L157 152H156V149H155V152L153 154L149 151L153 152L154 150L153 149L148 150L149 146L147 147L146 145L148 143H152V142L154 143L156 138H159L160 140L165 141L167 138H170ZM103 138H104V140H103ZM101 140H102V142H100ZM170 140H171V138H170ZM191 140H192V142H191ZM95 141L97 144L95 143ZM146 141H147V143L145 145ZM156 141H158V140H156ZM166 141L168 142V139ZM119 142H121V143H119ZM160 142L161 141H159L157 143H160ZM161 144L165 145L166 142L165 143L161 142ZM99 146H101V147H99ZM176 147L174 149H176ZM230 147H231V149H230ZM166 148H164V149H166ZM61 149L63 150L64 148H61ZM93 149H95L96 151ZM125 149H127V150H125ZM62 150H59V151L56 150L55 154L57 153V151H58L57 154L61 153L60 151H62ZM67 150H64V152H66ZM69 151H68V154L67 153L65 154L64 152H62V155H64V156L69 155L70 156L71 153ZM121 151L122 152L125 151L124 153L127 154L126 157L124 156L125 158L121 157L120 156L121 154L118 155V152L120 153ZM126 151H128V152H126ZM129 151L132 155L128 154ZM170 151H172V152H170ZM113 152H115V153H113ZM174 152H177V154L175 153V155H174ZM76 153H77V155H76ZM80 153H81V155L85 154V156L84 155L81 156ZM133 153H137V155L134 154V155H136V156H134ZM98 155L96 156V158H98V160H99V158H102V156L98 157ZM114 155H117V157H114ZM140 155H143L144 158L143 157L140 158ZM154 155H157V156H155V160H154ZM57 156H59V155H57ZM61 157H63V156H61ZM65 157H67V156H65ZM167 157L169 158V160L167 159ZM58 159H60V158H58ZM94 160H95V158H94ZM119 160H117V161H119ZM53 161H54V159L52 160V162ZM230 161L233 163H231ZM52 162H49L50 163L49 166L51 164H53ZM57 162H58V160H57ZM59 162H61V160H59ZM81 162H82V164H81ZM101 163H103V164H101ZM119 163H121V160L119 161ZM124 163H122V164H124ZM184 163H187L188 165H190V168L187 167L188 166L187 164H186L187 165L186 167L188 169L184 168V166H185ZM117 164H118V162H117ZM126 164H125V167H126ZM98 165L100 166V168H98ZM102 165H104V166L102 167ZM109 165H106V168H107V166L110 167ZM156 165L153 167L157 168L158 166H156ZM116 166L113 168L114 169L117 168ZM121 166H122L121 164H120V166L118 165V167H121ZM83 168L85 169L84 171H83ZM174 168H176V166H174ZM49 169H50V172H51V170L53 172L54 171L56 172V173L54 172V174H53L56 177H58L57 174L59 175L61 173H64L67 177H69L68 175H70V174H71L70 176H73L71 171L75 174H78V176H76V177L74 176V178H76L75 180H73L75 185L72 184L73 181L70 183L67 182V183H69L68 185H63V186L59 185V189H58L57 185L49 184L48 179H50L51 176L48 177V175H52V172L50 173ZM109 169H111V167ZM109 169H108V171H109ZM147 169H149V170H147ZM158 169H159V167H158ZM96 170H98V171H96ZM89 171H90V174H89ZM167 171H170V170L168 169ZM91 172L92 173L94 172L93 176H92ZM114 172H113V174H114ZM163 172H165V174H163ZM67 173H68V175H67ZM115 173H117V172H115ZM96 174L100 175L101 177L100 176L97 177ZM157 174H156V176L159 175V174L158 175ZM86 175H88V177L90 176V178H88ZM103 175H104V177H106L104 182L99 180V178L102 179ZM106 175H108V172L106 173ZM161 176H159V177H161ZM64 177H62V178H64ZM67 177H65V179H67ZM68 179H70V178H68ZM81 180H85L82 183L86 184V185L82 186L83 185L82 184L79 186V184H81L80 183ZM97 180H98V182H97ZM75 181H77L79 184L78 183L76 184ZM89 181L91 182V185L93 184L92 186H95L94 189H97L96 188L97 186L99 187L98 188L99 192L97 191L98 193L95 192L94 190H93L94 193L92 191H88L89 190L88 186H90L91 189L93 188L89 184L90 183ZM119 181H118V183H119ZM115 182L116 181H114L113 183H115ZM126 182H128V183H126ZM46 183H48V184H46ZM94 183H96V184L94 185ZM103 183H104V186L106 188L103 187ZM52 184H54V183H52ZM245 184H247L248 186H245ZM46 186L48 188H46ZM54 186H56V189ZM61 186L64 189L63 188L61 189ZM73 186L75 187V191H77V192L79 190L81 191V192L80 191L78 192L81 195V197H82L83 192L86 190L85 187H87L88 190L85 191L86 194H87V192H92L93 194L92 193L91 194L93 195V197L89 193L90 197H88L89 195L84 196V198L82 197L83 198V199L81 198L82 203H80V201H78L79 200L78 197L80 195L77 192L75 193ZM80 187H81V189H80ZM76 188H78L79 190H76ZM100 188L103 190H101ZM120 188H121V186H120ZM48 189H51L52 192ZM104 189L109 190V194L107 193L106 196H104L105 195L104 193L106 192V191L104 192ZM44 190H46V191L48 190V191L46 192ZM82 190H83V192H82ZM43 191H44V193H43ZM69 191H72V192H69ZM100 191H101V193H100ZM102 192H104V193H102ZM123 193H124V191H123ZM56 194H58V193H56ZM96 194L99 195L100 197H102V196L108 197V195H109L108 198H105L106 203L104 202V198H100V199H103V201H101L98 198L99 196H96ZM121 194H122V192H121ZM121 194H119V196H121ZM76 195H78V196H76ZM85 197H87V198H85ZM91 197L93 199H94V197H96L95 199H98V200H95V199L94 200L96 201V203H97V201L99 202V203H97L98 206L100 204L99 207L97 206V204L96 205L94 204L95 201L91 200ZM88 199L90 200V203H93V204L87 203V202H89ZM107 200H108V202H107ZM251 200H252V202H251ZM24 201H22V202L24 203ZM62 201H64V202H62ZM85 201L87 204L85 203ZM92 201H94V202H92ZM41 202H39L40 206H42ZM61 202H62V204H61ZM101 202H104V203L101 204ZM126 203H124V204H126ZM82 204H84V206ZM89 204L92 207L96 206V208L98 207L99 209L100 208L102 209V206H104L105 204H106V207H107V205H109V206L107 207V209H106V207H103L105 209V210L103 209L104 211H101V209L99 210L97 208L96 210H98V211H96V210L95 211H96V213L97 212L98 213L95 215V212H94L95 207L93 208V210H91L92 207ZM32 205H34V204H32ZM38 205L36 207H38V209H39ZM60 205H62V206L58 207ZM128 205H129V208H128ZM27 207H28V205L26 207H24V209ZM36 207H35V209H36ZM115 207H117V206H115ZM24 209L21 208L22 211H19V212H22V213L25 212L26 213V211H24ZM27 210H29V209H27ZM40 210H42V208L39 209V211ZM29 212H31V211L29 210L28 213ZM42 212L43 211H41V213ZM84 212H85V215H83ZM86 212L89 213L88 215L91 218L93 217V220L90 219V217L86 215ZM78 213H80L79 215L81 218L77 217V216H79ZM92 213H93V215H95V218L92 215ZM27 215L25 214V216H24V214H23V218L29 219V216H27ZM107 215H111L113 218H117V219L113 220L112 217H110V216L107 217ZM32 216H33V212H32L31 217ZM118 216H121L120 221L118 219L119 218ZM18 217H19V215H18ZM87 217H88V219H87ZM19 218H22V215ZM19 218H18V222H19ZM77 218H79L81 221L78 220V222H75V221H77ZM109 218L112 219V222H110L111 219H109ZM24 219H22V220H24ZM106 219L108 220V222ZM104 220H106V221L104 222ZM65 223L66 224L69 223V225H66ZM121 223L122 224L124 223V224L122 225ZM63 224H64V226H63ZM77 226L79 228H77ZM64 227L66 228V230ZM67 227H68V229H67ZM111 227L113 229L119 228L120 231H121V229H124L122 231H125V229H126L128 234L126 232H124V234L126 233L127 235L123 236L124 234H121V236H123V239H120L121 237L119 238V236H120L119 234L122 232H119L118 229H116V231H115V229L113 230ZM76 228L79 230L77 231ZM101 229H103V230L107 229L106 230L107 232L106 231L104 232ZM111 229H112V231H111ZM110 231L112 234L110 233ZM145 231H147V232H145ZM144 233H151L152 235L151 236H148V235H140V236L137 235L136 236V235H134V234H144ZM101 234L106 235L110 242L113 240V242H111L112 244H110V242L107 241L106 236L102 237ZM109 235L110 236L112 235V237H110ZM116 235H119V236H116ZM132 235H134V236H132ZM73 236H75V235H73ZM91 236L93 238L96 237L95 235H91ZM97 238H96V240H97ZM102 238L103 239L105 238L106 240L105 239L103 240ZM126 238H127V241H126ZM128 241H129V243H128ZM106 242H108L109 244ZM122 242H124V243H122ZM103 244H106L105 247H108V248H106V249L103 248L102 247V246H104ZM113 244H114V246H113ZM120 244H122V245H120ZM127 244H125V245H127ZM179 255H181V256H179Z\"/></svg>",
    "mask_w": 264,
    "mask_h": 264
},
{
    "label": "crops",
    "instance_id": "obj_3",
    "mask_svg": "<svg viewBox=\"0 0 264 264\" xmlns=\"http://www.w3.org/2000/svg\"><path fill=\"white\" fill-rule=\"evenodd\" d=\"M145 232H147V231H145ZM92 235H95V234L93 233ZM134 235H136V236L137 235L138 236H140V235L151 236L152 234L151 233H144V234H134ZM134 235H132V236H134ZM141 241L142 240L139 238H133V239H131V244H127L126 245L127 247L124 245L126 248V249H123L125 251V253L122 252L123 250L119 251L122 253H119L118 251H114L116 254L115 253L112 254L110 252L109 254H107L109 256H106V258L103 256V255H106L105 250H102L100 247L95 249L96 250L95 252H100L101 254L103 253L102 255H100L101 257H99V258H101L98 261L99 264H101L100 262H102V264H103L104 262H106V260L110 264H112L114 261L117 260L116 262L118 264V262L121 263V258H123L124 264H164V254H163V250L161 249V247L158 244H154V243L143 244ZM97 246H98V244L96 245V247ZM124 246H123V248H124ZM94 248H95V246H94ZM117 254H118V257H116ZM121 254H122V257H121ZM97 256H99V255L97 254ZM114 257H116L115 258L116 260L111 259ZM124 257H125V259H124ZM104 258L106 259L105 261H104ZM108 258L112 262L108 261L109 260ZM123 260H122L121 264H123ZM107 262L105 264H107ZM116 262H114L113 264H116ZM84 264H89V262L86 263V261H85ZM90 264H92V263H90ZM96 264H98V263H96Z\"/></svg>",
    "mask_w": 264,
    "mask_h": 264
}]
</instances>
